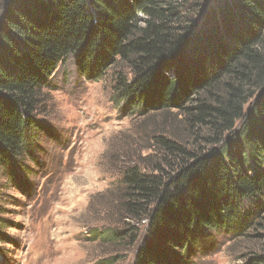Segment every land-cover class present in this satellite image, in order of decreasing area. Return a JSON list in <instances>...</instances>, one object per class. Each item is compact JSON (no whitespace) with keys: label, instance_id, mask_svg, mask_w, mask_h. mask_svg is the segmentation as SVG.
Returning a JSON list of instances; mask_svg holds the SVG:
<instances>
[{"label":"trees","instance_id":"1","mask_svg":"<svg viewBox=\"0 0 264 264\" xmlns=\"http://www.w3.org/2000/svg\"><path fill=\"white\" fill-rule=\"evenodd\" d=\"M1 5L0 166L20 189L22 157L39 165L36 135H52L35 112L57 67L71 57L92 81L113 69L121 116L179 121L146 133L145 153L128 160L114 190L122 217L146 218L132 264H188L217 233L257 236L262 250L243 263L264 264V207L247 208L264 196V0ZM88 234L120 244L136 240V227L118 221Z\"/></svg>","mask_w":264,"mask_h":264},{"label":"rangeland","instance_id":"2","mask_svg":"<svg viewBox=\"0 0 264 264\" xmlns=\"http://www.w3.org/2000/svg\"><path fill=\"white\" fill-rule=\"evenodd\" d=\"M2 11L3 5L0 16ZM115 73L111 69L100 80H86L69 57L41 89L35 118L52 135H36L39 165L25 155L21 159L28 187L20 189L0 166V218L8 223L0 229V264H107L110 258L112 264L133 263L146 237V218L122 217L113 208L114 190L128 160L145 153L146 133L160 126L168 133V127L179 129V121L162 122L161 114L145 120L121 116L111 98ZM263 207L264 196L247 204ZM118 221L136 227V240L102 244L90 238L91 229ZM214 237V248L194 254L188 264H244L263 246L252 233Z\"/></svg>","mask_w":264,"mask_h":264}]
</instances>
